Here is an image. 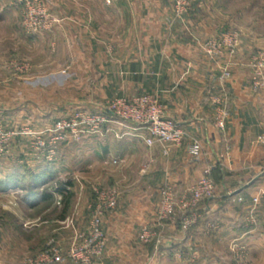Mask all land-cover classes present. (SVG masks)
I'll list each match as a JSON object with an SVG mask.
<instances>
[{
	"label": "crops",
	"instance_id": "1",
	"mask_svg": "<svg viewBox=\"0 0 264 264\" xmlns=\"http://www.w3.org/2000/svg\"><path fill=\"white\" fill-rule=\"evenodd\" d=\"M0 1L8 4L10 0ZM53 2L54 13L61 21L47 32L26 33L14 27L12 10L0 14V21L7 26L0 33L5 37L6 53L14 52L18 43L27 52L33 46L39 47L36 60L31 59L39 74L28 78L31 88L23 86L26 91H45V68L56 69L52 73L58 74L59 81L65 78L63 69L67 68L72 74L68 82L86 85L81 107L100 111L96 107L98 102L146 92L157 98L164 115L175 119L187 134L180 145L148 146L143 128L111 119L97 131L82 129L78 140L69 136L59 141L53 172L61 177L64 171L73 177L64 190L61 187L52 192L57 202L53 207L59 213L64 209L65 221L70 220L68 228L81 231L87 229L94 210V185L116 187L119 194L115 206L101 216L106 246L99 264H144L147 260L148 264H220L226 256L218 251L219 244L238 237L234 219L243 204H238L239 208L230 205L227 211L224 201L213 197L199 205L196 211H216L225 217L221 229L204 240L201 236L204 221L199 219L185 230L180 223V209H176L171 219L157 218L158 191L163 184H169L177 196L186 195L204 165L220 159L242 173L245 182L235 192L243 196L244 203L251 196L260 195L264 211V176L249 169L254 163L264 164V142L258 141L264 133V88L252 87L250 66L255 45L264 52V31L258 33L251 22L240 29L233 55L224 52L211 57L204 52L202 43L207 37H218L223 22L231 21L233 16L223 9V0H193L190 11L181 16L174 13L172 0H117L111 4L102 0ZM47 46L58 53L48 63L39 55ZM223 67L230 73L224 80L220 78ZM4 80L11 85L17 82L8 81V77ZM222 96H226L228 111L223 130L215 125L217 103L213 101ZM42 109L33 106L31 114L40 115ZM6 110L12 117L26 116L27 112L14 106ZM36 127L40 129L43 124ZM18 133L17 130L10 133L11 142L17 141L23 147L22 159H38L30 162L38 164V173L33 172L38 175L47 158L43 152L31 151V133ZM191 138L199 139L203 145L200 160H193L188 153ZM113 158L117 163L112 162ZM2 174L6 177L8 173ZM21 174L25 176L24 172ZM40 190L31 199L24 195L21 220L15 224L19 229L17 236L23 238L24 232L38 228L40 234L48 233L55 242L65 244L73 231L63 229L66 225L61 215H42L51 206L29 216L45 202ZM66 193L70 195L63 208L60 199ZM0 227L6 228L8 223ZM143 228L151 231L147 242L139 239ZM11 235L12 232L7 237ZM246 241L252 259L264 264V223L248 232ZM10 244L9 238H0V257L7 259V254L13 253Z\"/></svg>",
	"mask_w": 264,
	"mask_h": 264
},
{
	"label": "rangeland",
	"instance_id": "2",
	"mask_svg": "<svg viewBox=\"0 0 264 264\" xmlns=\"http://www.w3.org/2000/svg\"><path fill=\"white\" fill-rule=\"evenodd\" d=\"M192 4L193 1L191 3L190 9ZM210 6V9L212 10V5ZM54 8L55 3L53 0H10L8 4L4 1H0V14L6 12L7 10H12V22L14 27H17L29 34L50 31L57 23L61 21V18L55 15ZM190 9L187 10V12L190 11ZM223 9L230 11L232 13L231 15L233 16L231 17V21L227 20L224 21L225 23L223 22L224 25L221 27L222 31L228 29L237 30L238 35H240V29H245V27L251 22L255 23L257 28L256 31L258 33L264 31V0H223ZM6 27L7 26L5 22L0 21V33L5 31ZM28 28L32 31H28ZM213 38L214 37H207V39L202 43V47L207 40ZM5 48L6 41L5 37L2 35L0 36V182L6 181V177H10V175L14 177L17 175L19 176H17V184L9 183L4 185L3 189H0V225L8 223V227H0V238H9L11 240L10 246L14 247L13 253L7 254V259L0 257V264H99L103 251L99 256L96 255L95 252L91 255L90 253L87 254L84 251L82 258L72 256L68 253L73 237L77 236L75 239L77 247L83 246V242L85 240L84 237L89 229L84 228L83 230L78 231L68 228L70 227V220L68 219L66 224V218L64 219L65 215H63L65 211L62 209L59 213V211L56 210L57 208L53 207V205H57V202L52 192L57 190L60 187V184L67 185V182H70V178L73 177L72 174H65L64 171H62L61 173L63 175L60 177L58 174L51 172V175L45 176L46 178L43 177V179L23 180L24 178L21 174L22 172L31 171L32 173H38V164L30 163L37 162L38 159H22L23 155L21 152L23 151V147L21 144H16L17 141H15V144L14 142H11L12 135L10 133L13 130L19 131L20 133L18 134L31 131V137L33 138L32 145L30 143V146L32 147L30 148L31 151H37L39 154H42L43 152L44 157L47 158L44 159L46 164L43 169L45 170V168H49L53 170L55 157L57 158L58 155L55 151L57 143L55 147L54 145L51 147L50 141L53 133H40L39 131L52 128L54 122L57 119L69 117L71 114L79 111L103 113L108 118L107 121L100 123L97 127H94L93 131H97L111 119L123 122L120 120V118L112 114V112H109L104 108L107 105L110 106L112 102L117 100L116 98L118 97L114 96L103 102H98L99 105H96V107L98 109L100 108V111H90L89 109H86V107H81L79 105L82 99L81 94H86V85L80 86L78 84L75 85L68 82L70 79L69 77H71L72 74H69V69L67 68L63 69V75H65L63 81H59L57 78L58 74L52 73L56 69L48 67L45 68V91H26V87L23 88V86H29V88H31L30 84H27L28 78L31 80L39 74L36 68L33 67L31 61V59L36 60L35 58H37L39 47L33 46L29 49L30 51L27 52V48L22 50L21 44L18 43L17 45H14V52L7 53L5 52ZM254 50L255 53L257 51H262L261 46L259 45H255ZM39 55L40 58L43 57L47 63L58 57V53L51 46H47L46 51L44 52L40 51ZM6 77H8V81L9 79L10 81L11 79L17 81L16 84H7L6 80H4ZM12 89H14L13 94H11ZM87 95H90V93ZM82 96L84 97L85 95ZM94 96L95 95H91V97L96 98ZM37 105L44 107V109L41 110L40 115L36 113L31 114L30 109L33 106L37 107ZM13 106L15 108L25 109V111H27L26 116L23 114L14 117L10 116L6 109H10ZM64 110H68V112L65 113L63 112ZM107 112L111 113V118L108 117ZM11 119L13 120L12 123L9 122ZM126 123L131 122L126 121ZM42 124V128L38 129L36 127L37 125L41 126ZM80 131H82V129L79 130L77 136L75 137L77 140L81 136ZM44 134L46 138L43 139L46 142L45 146L41 148V146L37 145L36 137L40 136V138H42V135ZM220 162L221 166H219L217 171L212 175L213 190L210 196L203 197L196 202H193L192 199L190 200L189 193L183 196H177L175 194V198H186L190 204L193 203V205L197 208L199 205L201 206V204L207 199L217 197L220 198L221 201H224L225 205L223 207L224 210L227 211L229 210L228 207L230 205L238 206V204L242 203L243 207L239 208L238 206L239 209H237L234 219L238 225L239 235L236 238L228 239L226 243L223 242V240L219 244L220 247L219 249L217 248L218 251H221V253L226 256V258H224L225 260H220L219 263L259 264L258 261L252 259L251 257L249 245L246 241V234L250 231L259 229V224L264 223V211H261L262 208L260 207V195L251 196L250 201L244 203L245 200L243 196L238 195L235 192V189L245 182L244 179H241L242 173H240L239 169L235 171L232 166L227 163H223L222 160H220ZM249 169H251L255 175L264 176L263 163H254L251 167H249ZM3 171L8 173L6 174V177H4L2 174ZM1 178L3 179L1 180ZM11 181L13 182V179ZM34 187L35 189H41V193L42 191L50 192L51 196L47 200H44L45 202L42 207L31 211L29 216L37 215L41 213L40 210H44L46 207L51 206V208H48V210L42 215H61L63 217L62 219H64V225H66V227H63V229L70 230L71 232L73 231L71 234L72 237L68 239L65 244H59L53 240L58 249L57 253L47 250L48 248L46 246V242L51 239L50 235L48 233L45 235L43 233L40 234L38 228H31L30 230H27L24 232L25 234L23 238H18L17 236L19 229L15 224L17 221L21 220L22 212L20 209L23 204V199H26L24 195H26L27 190L32 188L34 189ZM96 188L101 189L103 187L97 183L94 185L93 190ZM2 190L10 191V193H3ZM254 198H257L256 202L254 201ZM64 201V197L61 196L60 205H62L63 208L65 205ZM198 211L196 213L200 215L199 219L204 221L206 225L202 228L203 233L201 236L204 240H207V237L212 236L213 232L216 233L221 229V222L225 219V217L219 213H216V211L205 212V210H200L199 213ZM12 223L14 226L9 225ZM6 231H8V234H6ZM10 232H12V235L7 237ZM105 246L106 243L104 248ZM143 263L148 264L149 261L147 260Z\"/></svg>",
	"mask_w": 264,
	"mask_h": 264
},
{
	"label": "built area",
	"instance_id": "3",
	"mask_svg": "<svg viewBox=\"0 0 264 264\" xmlns=\"http://www.w3.org/2000/svg\"><path fill=\"white\" fill-rule=\"evenodd\" d=\"M106 4H111L116 0H103ZM193 0H172L173 10L176 15L181 16L190 9ZM28 31H32L28 28ZM239 42V35L236 30H225L220 32L218 37L207 40L203 44V50L207 55L216 56L224 52L233 55L236 52ZM252 68V87L254 89L264 88V52L257 51L253 54L250 62ZM230 73L226 67L222 68L220 78L222 80L229 77ZM115 102L109 106H105V110L112 112L116 117L123 122H131L138 127L145 130V143L152 146L155 143L164 145H180L186 137V132L180 124L173 118L164 115L160 103L156 97L146 93L139 92L130 97H118ZM213 101L217 103L215 125L223 130L225 119L227 117V99L226 96L215 97ZM108 118L103 113H92L87 111H79L71 114L69 117L57 119L52 128H47L39 131L40 133H53L51 138L52 147L61 140L69 136L76 137L80 129L93 130L100 123L107 121ZM28 133L31 131H27ZM76 133V135H75ZM9 138V137H8ZM37 145L45 146L44 140L37 136ZM258 141L264 142V133L258 137ZM3 142V141H2ZM1 144V143H0ZM1 149V148H0ZM188 153L190 157L197 161L203 156V145L197 138H191ZM117 163V159L112 160ZM219 165L220 159L212 163H207L202 168L201 175L189 187L188 193L190 200L198 201L203 197L210 196L213 190L212 172ZM145 168V167H144ZM158 204L156 208V215L159 220H168L173 217L176 209L181 210L180 223L183 229L188 230L193 224L197 222L200 215L197 214V208L193 203H189L187 199L175 198L173 188L169 184H163L158 191ZM95 205L92 216L89 219L88 229L83 246H76V238L73 237L71 246L69 247V254L78 258H82L84 251L87 254L101 255L105 245V234L101 225V216L106 210L112 209L119 194L116 187L94 189ZM257 201V198H254ZM68 222V221H65ZM67 224V223H66ZM151 231L143 228L139 239L142 242L149 241ZM47 250L57 253L58 249L52 239L46 242ZM45 250V251H47ZM44 253L46 254V252Z\"/></svg>",
	"mask_w": 264,
	"mask_h": 264
},
{
	"label": "trees",
	"instance_id": "4",
	"mask_svg": "<svg viewBox=\"0 0 264 264\" xmlns=\"http://www.w3.org/2000/svg\"><path fill=\"white\" fill-rule=\"evenodd\" d=\"M44 170V169H43ZM41 171L38 175H34V173H32L31 171H25L24 172V174H25V176H23V180H25V179H32V180H39V179H43V177H45V176H49V175H51V172H53V170H51V169H46L45 168V170L44 171ZM54 173V172H53ZM213 173H214V171H213ZM213 173H212V175H213ZM55 174V173H54ZM17 175V174H16ZM15 175V176H16ZM17 176H19V175H17ZM17 176L16 177H14V176H12V175H10V177H6V181H1L0 182V189H3L4 187V185H6V184H9V183H14V184H17L18 182H17ZM46 178V177H45ZM13 179V182L11 181ZM35 186V185H34ZM61 187H62V189L64 190V185L63 184H61L60 185V187L57 189V190H60L61 189ZM38 191H39V189H35V187H34V189L32 188V189H29V190H27L26 191V197L27 198H29V199H31V198H34V197H36L37 195H38ZM42 195H41V197H42V200H47L48 198H50V196H51V193L50 192H48V191H42V193H41ZM69 193H66V194H64L63 195V197H64V202H65V204L67 203V201H68V197H69ZM64 210V209H63Z\"/></svg>",
	"mask_w": 264,
	"mask_h": 264
}]
</instances>
